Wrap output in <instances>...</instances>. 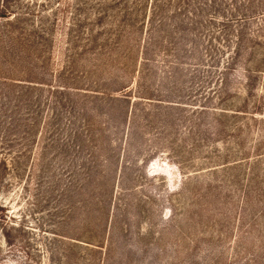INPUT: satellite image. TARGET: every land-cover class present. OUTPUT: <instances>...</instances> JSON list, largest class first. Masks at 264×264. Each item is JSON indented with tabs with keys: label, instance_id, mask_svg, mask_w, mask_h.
I'll list each match as a JSON object with an SVG mask.
<instances>
[{
	"label": "rangeland",
	"instance_id": "1",
	"mask_svg": "<svg viewBox=\"0 0 264 264\" xmlns=\"http://www.w3.org/2000/svg\"><path fill=\"white\" fill-rule=\"evenodd\" d=\"M0 264H264V0H0Z\"/></svg>",
	"mask_w": 264,
	"mask_h": 264
},
{
	"label": "trees",
	"instance_id": "2",
	"mask_svg": "<svg viewBox=\"0 0 264 264\" xmlns=\"http://www.w3.org/2000/svg\"><path fill=\"white\" fill-rule=\"evenodd\" d=\"M12 12L9 11L2 2L0 3V19H8L10 18Z\"/></svg>",
	"mask_w": 264,
	"mask_h": 264
}]
</instances>
